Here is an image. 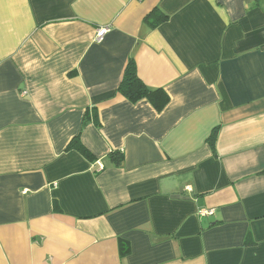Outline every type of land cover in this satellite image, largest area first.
Masks as SVG:
<instances>
[{
    "label": "crops",
    "instance_id": "crops-1",
    "mask_svg": "<svg viewBox=\"0 0 264 264\" xmlns=\"http://www.w3.org/2000/svg\"><path fill=\"white\" fill-rule=\"evenodd\" d=\"M263 171L264 0H0V264H264Z\"/></svg>",
    "mask_w": 264,
    "mask_h": 264
},
{
    "label": "trees",
    "instance_id": "trees-1",
    "mask_svg": "<svg viewBox=\"0 0 264 264\" xmlns=\"http://www.w3.org/2000/svg\"><path fill=\"white\" fill-rule=\"evenodd\" d=\"M168 18V14H166L160 8H156L154 9V11L145 16L144 22L146 24H149L152 28H157L160 24L167 21ZM119 91L122 95H124L134 103L139 102L142 99H147L159 111L162 110L169 102V96L163 89L150 88L139 78L136 70V65L132 60L128 64L124 78L120 84ZM217 135L218 128H215L208 139L210 145L214 150ZM71 146L77 148L90 157L88 150L80 142L79 138L74 139L71 142ZM123 243V241L120 242V244Z\"/></svg>",
    "mask_w": 264,
    "mask_h": 264
},
{
    "label": "built area",
    "instance_id": "built-area-1",
    "mask_svg": "<svg viewBox=\"0 0 264 264\" xmlns=\"http://www.w3.org/2000/svg\"><path fill=\"white\" fill-rule=\"evenodd\" d=\"M108 31H109V28H108V27L100 28V29L98 30L97 40H102V39L105 37V35L107 34ZM202 212L205 213V214H207V213H208V214H209V213H212L211 210H203Z\"/></svg>",
    "mask_w": 264,
    "mask_h": 264
}]
</instances>
